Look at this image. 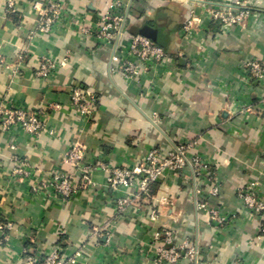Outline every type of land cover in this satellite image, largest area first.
Returning <instances> with one entry per match:
<instances>
[{
  "label": "crops",
  "instance_id": "0c3cea01",
  "mask_svg": "<svg viewBox=\"0 0 264 264\" xmlns=\"http://www.w3.org/2000/svg\"><path fill=\"white\" fill-rule=\"evenodd\" d=\"M60 1L64 14L43 35L34 32L39 14L28 0H15L13 13L0 0V103L39 112L44 126L39 137L0 128V223H12L0 231V264H25L24 248L39 257L55 249L79 253L86 264H154L150 239L162 227L177 244L197 243L200 264H264V214L252 215L239 197L257 180L264 204V88L247 82L240 69L251 59L264 60V0H247L251 15L226 29L210 21L203 6L233 0ZM114 1L127 15L124 39L152 26L166 54L156 70L128 82L112 70V47L85 31L97 27ZM192 8L197 27L183 35ZM46 57L59 67L42 78L36 72ZM74 87L97 97L89 119L70 106ZM190 139L197 140L194 152L213 164L220 184L211 205L233 215L221 227L196 210V188L200 200L209 187L194 183L189 169L161 177L147 194L111 187L104 170L94 171L91 184L65 200L48 187L32 190L56 174L77 178L65 161L75 145L84 148L86 160L131 168L153 147L166 153ZM16 168L23 173L14 174ZM121 197L133 200L120 214Z\"/></svg>",
  "mask_w": 264,
  "mask_h": 264
},
{
  "label": "built area",
  "instance_id": "2783aa9c",
  "mask_svg": "<svg viewBox=\"0 0 264 264\" xmlns=\"http://www.w3.org/2000/svg\"><path fill=\"white\" fill-rule=\"evenodd\" d=\"M33 10L39 14L35 31L43 35L51 34L60 22L64 14V8L60 0H28ZM16 9L15 0H6V13H13ZM121 6L118 1H114L102 14L101 22L95 28H87L85 31L94 34L99 43L107 44L112 47V63L115 66L112 70L120 72L122 78L128 82L137 77L146 76L150 71L156 70L161 66L166 54L163 48L151 41L149 38L133 34L124 39L126 32L127 15L120 11ZM204 12L210 21L218 22L221 29L241 25L251 15V9L247 0H233L227 6H203ZM197 27V17L195 9L189 12V17L182 28L183 35H189ZM21 58V57H19ZM59 67V64L51 58H44L36 72L37 76L47 78L51 76ZM247 82H258L264 88V60L251 59L241 65L240 68ZM264 108V94L259 100ZM97 97L94 93L83 90L81 87H74L70 94V106L73 111L81 118L89 119L95 105ZM50 107L59 109L58 103H51ZM43 122L39 112L29 111L21 107L8 106L0 103V128L10 129L19 128L28 135L39 137L43 132ZM52 134V133H51ZM197 140L190 139L173 146L164 153L158 148H151L145 154L143 160L131 168L122 165L108 166L100 159L86 160L84 148L81 145L72 146L68 149L65 161L69 163L77 178L56 174L46 181H39L32 187L34 192L40 188H51L61 199L65 200L76 194L79 188L87 187L91 184V175L96 170H104L110 173L107 184L111 187H136L138 194H147L150 186L163 176H169L189 169L194 183L200 180L209 187V192L204 199H197L201 193L196 188L195 207L197 211H204L210 222L221 227L230 222L233 215L223 211L219 207L212 206L211 199L217 198L220 194V184L217 181L216 172L213 164L207 159L194 152L197 148ZM14 174L23 173L21 168L14 169ZM244 207L252 215L264 214V204L259 198V183L257 180L249 182L239 193ZM132 199L121 197L116 201L118 213H122L132 202ZM156 209H152L150 217L152 220L157 218ZM12 223H0V231L10 229ZM264 232V227L262 228ZM96 236L102 235L100 229H95ZM31 243L34 241L30 239ZM107 242V240H106ZM105 242V243H106ZM153 248L154 264H200V251L197 243L185 240L177 244L173 232L162 227L150 239ZM24 254H28L25 264H86L81 262L80 254H62L55 249L43 257L29 248H24ZM239 264V263H235Z\"/></svg>",
  "mask_w": 264,
  "mask_h": 264
},
{
  "label": "water",
  "instance_id": "95a60500",
  "mask_svg": "<svg viewBox=\"0 0 264 264\" xmlns=\"http://www.w3.org/2000/svg\"><path fill=\"white\" fill-rule=\"evenodd\" d=\"M138 34L149 38L151 41L158 45H161L160 31L157 28L143 25L140 29H138Z\"/></svg>",
  "mask_w": 264,
  "mask_h": 264
}]
</instances>
